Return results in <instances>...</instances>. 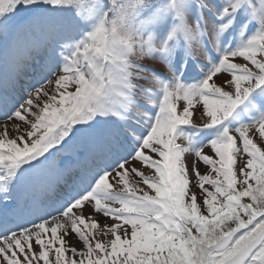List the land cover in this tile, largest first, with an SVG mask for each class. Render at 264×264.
<instances>
[{
  "label": "snow or ice",
  "instance_id": "obj_1",
  "mask_svg": "<svg viewBox=\"0 0 264 264\" xmlns=\"http://www.w3.org/2000/svg\"><path fill=\"white\" fill-rule=\"evenodd\" d=\"M0 41V264H264V0H0Z\"/></svg>",
  "mask_w": 264,
  "mask_h": 264
},
{
  "label": "rangeland",
  "instance_id": "obj_2",
  "mask_svg": "<svg viewBox=\"0 0 264 264\" xmlns=\"http://www.w3.org/2000/svg\"><path fill=\"white\" fill-rule=\"evenodd\" d=\"M0 52H2V41H0ZM201 58L204 59V57H202V56H201ZM233 62H241L242 63L243 60L242 59L234 60ZM223 78H224L223 76L220 77L221 80ZM0 94H2V90H0ZM182 103H183L182 101L178 102V104H177L178 110H182L179 107L180 104H182ZM191 111H192V115L189 118L190 119V124L194 123L197 126H202L203 123H205L206 120H207V117L203 114L202 103L194 105V107H193V109ZM246 116H247V119L244 122H248V120L252 119V115L251 114L246 113ZM176 142L179 143V144H183L184 143V141L180 140V139H177ZM254 142H257L259 144V142L255 138H254ZM204 151H205V154L212 155L214 159L216 158L214 156V154L211 153L210 149L206 148ZM185 159H186V162L190 163V161L193 159V157L191 156V154H187L186 153L185 154ZM136 167L138 169H140L141 171H144L145 175H149V176L154 175V170H151V169L145 170L144 168H141L140 165H136ZM237 167H238V165H237ZM197 168L199 169L201 174H207V172H208V167L206 165H204L202 162H200L199 160H197ZM129 186L130 187H136V188H145V190H147V186L143 185L140 182H138V178H136V177H131V176L129 177ZM205 187H209V190H211L210 186L205 185ZM196 191H197V194H198V202H199V191H200L199 188H196ZM97 239H100L103 242V240L106 239V237H102V236L97 235ZM49 259H50V262H54V259H55L54 253H49ZM40 264H43V262L41 261Z\"/></svg>",
  "mask_w": 264,
  "mask_h": 264
},
{
  "label": "bare ground",
  "instance_id": "obj_3",
  "mask_svg": "<svg viewBox=\"0 0 264 264\" xmlns=\"http://www.w3.org/2000/svg\"><path fill=\"white\" fill-rule=\"evenodd\" d=\"M4 65H3V62H2V60L0 59V77H2V75H3V72H4ZM192 177H191V175H190V179H191Z\"/></svg>",
  "mask_w": 264,
  "mask_h": 264
}]
</instances>
